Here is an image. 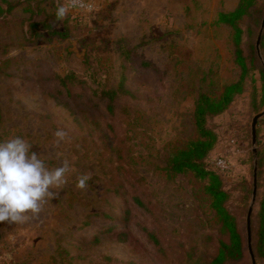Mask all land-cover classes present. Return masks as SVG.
<instances>
[{
    "label": "rangeland",
    "instance_id": "obj_1",
    "mask_svg": "<svg viewBox=\"0 0 264 264\" xmlns=\"http://www.w3.org/2000/svg\"><path fill=\"white\" fill-rule=\"evenodd\" d=\"M240 1L96 0L93 11H69L60 21L55 8L66 0H0L3 7L15 6L0 16V140L20 136L49 168L64 159L72 168L63 189L38 216L25 223L0 222V264L209 263L219 225L205 181L191 173L169 174L164 165L198 136V94L204 91L217 100L238 76L233 31L216 20L220 11H232ZM261 20L253 27L256 37ZM12 49L19 55L9 57ZM69 70L90 88H117L126 75L127 92L118 95L112 123L113 143L127 150L131 177L118 194L113 193L108 119L101 109L94 107V117H87L73 108L69 96L66 102L53 96L55 80L47 76ZM263 108L258 58L244 91L210 120L217 138L205 165L222 176L227 207L244 233L255 159L252 224L264 190V116L257 122L255 151L250 133L252 117ZM58 128L69 139L57 143L53 133ZM86 173L91 174L87 187L77 188V177ZM132 189L150 211L132 201ZM140 226L156 229L160 251ZM116 232L128 234L129 241H118ZM254 256L256 264H264ZM233 264H251L248 250L243 261Z\"/></svg>",
    "mask_w": 264,
    "mask_h": 264
},
{
    "label": "trees",
    "instance_id": "obj_2",
    "mask_svg": "<svg viewBox=\"0 0 264 264\" xmlns=\"http://www.w3.org/2000/svg\"><path fill=\"white\" fill-rule=\"evenodd\" d=\"M14 7L10 3L5 7L0 5V16L10 13ZM263 12L264 0H241L234 10L220 11L217 14L216 22L230 27L233 31V57L238 66V76L234 82L224 88L217 100L212 99L204 91L198 94L194 110V125L198 136L195 140L188 142L184 148L174 151L164 165V169L169 174L191 173L196 178L205 181V192L210 199V209L217 217L219 225L218 245L208 264L238 263L247 256L246 233L241 230L237 216L227 207L229 192L224 186L223 178L217 169L207 168L205 160L213 149L217 138L210 120L229 109L235 97L244 91L246 82L258 62L255 49L256 28L253 27L254 24L260 22ZM244 19L250 21L246 26L241 24ZM263 42L262 35L260 48L264 57ZM1 74L0 67V76ZM125 77L126 75L122 74L117 88L103 86L90 88L87 81L73 70L47 76L48 79L55 80L56 86L52 92L54 97L64 101L69 96L74 101L73 108L88 114L87 117H94L95 108L101 109L103 117L108 119L105 133L110 137L108 148L113 162V176L116 178L115 188H113L115 194L123 189L122 184L125 179L129 181L128 178L131 177L127 150L121 142L116 140L113 143V140L116 139V130L112 121L116 116L119 93L127 92L128 86H126ZM92 97L94 98L92 99ZM88 102H91L92 105L87 104ZM254 110L257 111V108ZM110 176L112 178V173ZM130 196L139 207L149 210L135 189L131 190ZM258 205L254 224L251 222V236L256 258L264 259V190ZM140 230L156 249L158 248L159 251L162 249V241L155 228L152 230L147 226H140ZM116 239L128 242L129 235L124 232H116Z\"/></svg>",
    "mask_w": 264,
    "mask_h": 264
},
{
    "label": "clouds",
    "instance_id": "obj_3",
    "mask_svg": "<svg viewBox=\"0 0 264 264\" xmlns=\"http://www.w3.org/2000/svg\"><path fill=\"white\" fill-rule=\"evenodd\" d=\"M87 8L84 0H67L55 8L56 20L62 21L70 10ZM19 55L18 49L9 51L8 56ZM57 143L69 139L62 128L54 131ZM31 144L20 136L0 140V222L25 223L38 216L43 204L58 194L67 183V174L72 171L70 162L62 160L60 165L49 168L41 156L30 151ZM91 174H80L76 187L85 189ZM50 189L57 190L56 192Z\"/></svg>",
    "mask_w": 264,
    "mask_h": 264
},
{
    "label": "water",
    "instance_id": "obj_4",
    "mask_svg": "<svg viewBox=\"0 0 264 264\" xmlns=\"http://www.w3.org/2000/svg\"><path fill=\"white\" fill-rule=\"evenodd\" d=\"M263 31H264V14H263V17H262V20L260 23V27L258 30V34H257L256 40H255L256 53H257L259 60L261 61L262 68H263V74H264V59H263V57L261 55V51H260V41H261V37L263 35ZM262 116H264V108L262 110H260L259 112H257L252 117V120L250 123L251 145H252L253 151H255V144H256V138H257V132H256L257 122H258L259 118ZM256 193H257V162L255 159L254 160V166H253L252 193H251V199H250V202L248 205V209L246 212V223H245L247 250L249 253L251 264H256L255 256H254L253 249H252V243H251V214H252V210H253L254 203H255Z\"/></svg>",
    "mask_w": 264,
    "mask_h": 264
},
{
    "label": "built area",
    "instance_id": "obj_5",
    "mask_svg": "<svg viewBox=\"0 0 264 264\" xmlns=\"http://www.w3.org/2000/svg\"><path fill=\"white\" fill-rule=\"evenodd\" d=\"M66 3H67V0H66ZM65 3V4H66ZM84 3L86 5H89L91 6L92 8V11L93 9L95 8V5H96V0H84ZM71 12H76V13H82V12H86V13H89V11L87 10V8H76V9H72L70 10Z\"/></svg>",
    "mask_w": 264,
    "mask_h": 264
}]
</instances>
